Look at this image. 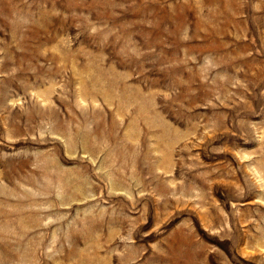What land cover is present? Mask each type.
I'll return each instance as SVG.
<instances>
[{
  "label": "rangeland",
  "instance_id": "rangeland-1",
  "mask_svg": "<svg viewBox=\"0 0 264 264\" xmlns=\"http://www.w3.org/2000/svg\"><path fill=\"white\" fill-rule=\"evenodd\" d=\"M0 264H264V0H0Z\"/></svg>",
  "mask_w": 264,
  "mask_h": 264
},
{
  "label": "bare ground",
  "instance_id": "bare-ground-1",
  "mask_svg": "<svg viewBox=\"0 0 264 264\" xmlns=\"http://www.w3.org/2000/svg\"><path fill=\"white\" fill-rule=\"evenodd\" d=\"M86 96V95H85Z\"/></svg>",
  "mask_w": 264,
  "mask_h": 264
}]
</instances>
